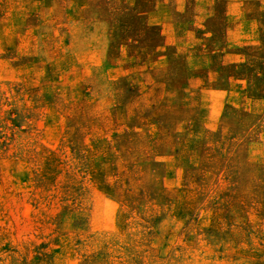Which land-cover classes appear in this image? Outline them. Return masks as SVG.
<instances>
[{
    "label": "rangeland",
    "instance_id": "obj_1",
    "mask_svg": "<svg viewBox=\"0 0 264 264\" xmlns=\"http://www.w3.org/2000/svg\"><path fill=\"white\" fill-rule=\"evenodd\" d=\"M12 1L0 0V264H264V96L223 100L196 125L140 107L88 119L100 141L73 147L76 114L60 117L31 64L40 26ZM44 124L56 137L42 140Z\"/></svg>",
    "mask_w": 264,
    "mask_h": 264
},
{
    "label": "crops",
    "instance_id": "obj_2",
    "mask_svg": "<svg viewBox=\"0 0 264 264\" xmlns=\"http://www.w3.org/2000/svg\"><path fill=\"white\" fill-rule=\"evenodd\" d=\"M7 6L40 26L42 57L31 64L46 100L65 107L60 117L76 114L73 147L100 141L98 132L84 131L88 119L128 120L123 112L142 108L196 125L225 104L233 109L264 96V0H15ZM214 87L229 88L224 96ZM42 126V140L58 134Z\"/></svg>",
    "mask_w": 264,
    "mask_h": 264
},
{
    "label": "clouds",
    "instance_id": "obj_3",
    "mask_svg": "<svg viewBox=\"0 0 264 264\" xmlns=\"http://www.w3.org/2000/svg\"><path fill=\"white\" fill-rule=\"evenodd\" d=\"M115 238V237H114Z\"/></svg>",
    "mask_w": 264,
    "mask_h": 264
}]
</instances>
